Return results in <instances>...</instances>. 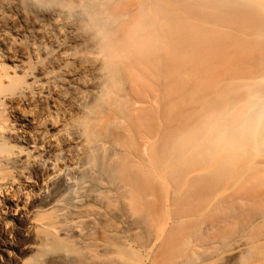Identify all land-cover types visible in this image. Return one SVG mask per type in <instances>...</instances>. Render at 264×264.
Listing matches in <instances>:
<instances>
[{
  "label": "bare ground",
  "instance_id": "1",
  "mask_svg": "<svg viewBox=\"0 0 264 264\" xmlns=\"http://www.w3.org/2000/svg\"><path fill=\"white\" fill-rule=\"evenodd\" d=\"M121 2L0 0V264H208L264 229V0Z\"/></svg>",
  "mask_w": 264,
  "mask_h": 264
},
{
  "label": "rangeland",
  "instance_id": "2",
  "mask_svg": "<svg viewBox=\"0 0 264 264\" xmlns=\"http://www.w3.org/2000/svg\"><path fill=\"white\" fill-rule=\"evenodd\" d=\"M136 3H137V0H122L120 4H116V6L114 5L113 7L114 13L119 14L126 10L134 9L136 6ZM19 18L20 17L17 15V13L14 14L13 11L2 9L0 7V34H4V33L11 34L12 29H13V23L17 22ZM193 71H194L193 73L195 74L196 69H193ZM197 82H198L197 76L194 75L193 79L192 77L190 78L188 85L189 87L197 86L196 85ZM185 100L186 98H181L180 94L177 93V97H175V101H174L175 105L177 106L179 119L184 120L183 125L188 124L191 121L190 117H187V116L185 117L186 114L185 115L183 114L184 110L186 109L184 106ZM205 159H206V156H205ZM208 207L209 206L207 202L204 204V207L202 208L203 211H200L198 213V215L202 217L198 219L196 223L190 224V226L194 228L187 230L185 233L186 235L182 236L183 239L185 238V236L187 238L188 235L192 233L193 235L197 234L198 231L200 230H202L201 231L202 233L207 232V228L211 224L210 222L212 221V217L208 214L207 215L206 214L202 215V214L207 210ZM242 220H243L242 218L238 217L237 220L227 225V227L218 228L210 232L209 238L207 241L208 242L213 241L216 244V246L215 248L210 249L206 253V257L208 258V262H207L208 264H228L227 260L230 258V255H229V250L231 247L230 245L232 244L233 246H235L234 244L238 240L239 241L237 242V244L239 246L240 244H243V246H241V249L250 248V250L254 252V250H257L258 248L259 249L262 248V250L264 251V237H263L264 235L262 236V234H264V229L244 231ZM254 233H257V234L259 233L260 234V235L258 234L259 237L260 236L262 237L258 239H254V240L250 238H249L250 240L246 239L247 237H249V235L251 234L254 235ZM257 234L255 235L258 236ZM243 264H264V260L263 259L260 260L257 258L256 255H253L250 260L244 262Z\"/></svg>",
  "mask_w": 264,
  "mask_h": 264
}]
</instances>
